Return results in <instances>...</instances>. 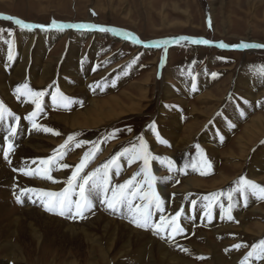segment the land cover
Listing matches in <instances>:
<instances>
[{
  "label": "bare ground",
  "instance_id": "obj_1",
  "mask_svg": "<svg viewBox=\"0 0 264 264\" xmlns=\"http://www.w3.org/2000/svg\"><path fill=\"white\" fill-rule=\"evenodd\" d=\"M41 9L44 10L43 7ZM95 10L99 15L100 8L95 6ZM71 29L75 30L76 28L72 27ZM60 34H63V31L50 27L43 30L38 29L35 32H21L20 38L13 48L8 42H0V102L15 117H22L25 110H29L30 113L36 111L31 97L16 93L17 87L22 84L29 86L35 82L38 87L49 86L50 94L46 99L54 104L52 97L57 93V90L65 96L79 94L91 98L92 93L97 95L102 90L111 91L126 78L127 71H122L126 70L125 66L118 69V71L107 69L115 56L105 59L108 61L96 64L94 59L96 49L81 52L80 40L86 35L85 32L64 34L69 36L66 53L61 55L51 54L48 58L47 46L54 42ZM9 55L12 56L11 60H9ZM251 71L249 69L242 71L236 80V85H234L235 91L239 92L237 94L243 97L241 103L237 102L238 106H233L232 100L226 102V104L222 100L229 87L228 84L224 85L226 82H223V84L209 90L195 103L191 104L192 119L186 125H183L180 121V113L185 112L189 106L188 99L192 94L191 92L194 93L195 91V89L191 90L193 84H189L188 76H184L181 78L182 83L179 86L171 83L163 85L162 102L157 108L159 116L154 121L155 125L147 128V133L150 136L153 135L154 131V133L159 134L160 144L163 146L156 150L153 157L158 159H153L155 163L151 168L153 175L156 177L154 185L157 187L162 201L164 200L166 203H168L167 200L170 201L171 196L168 188L174 184L173 182L177 178L176 175H173L176 171L173 170L176 168V164L172 163L173 173L171 172V176L164 172L162 164L167 162L165 156L177 159L175 161L182 168L180 162L182 158H178L179 155L175 156V152L178 151L180 157H184L193 145L192 143L198 142L205 144L203 147L207 150V153L217 160L220 157L223 161L219 176L209 181L198 180L193 175L188 176L189 169L183 168L186 170L187 178L182 181V185L178 189H175L174 198H176L175 205L177 206H174V211H183L186 214L191 211L190 204L192 202L190 201L193 197L191 192L197 191L199 192L196 196L198 200L192 199L198 202L197 205L199 206L196 209L200 213L204 211V208L210 212L214 210L215 214L216 208L208 209L204 206L205 203H208L204 197L214 193H223L222 187H227L232 179L238 178L247 169L246 174L252 183L260 185V181L264 180L263 112L256 111L257 114L242 127L241 134L236 136L234 143L227 150H219L220 143L216 139V135L221 136L222 140L230 138L233 129L236 126L240 127L243 123V119L240 118H246L252 111H255L256 102L261 101V108H264V74L256 71L254 74ZM207 77V73L200 74L198 83L203 84L202 78ZM166 79L168 80L164 76V81ZM210 81H204V83L211 84ZM150 82L151 75L149 74L131 84L132 89H136L137 94L124 90L117 96H110L105 99L95 97L89 99V107L84 110H80L81 107L78 108V105H76L75 107L78 109L74 108L75 110L70 116L55 115L52 121L61 130H54L49 123L39 124L42 128H49L58 132L59 135H54L53 132H45L42 128L41 130H30L29 134H26V131L24 132L22 128L20 129L26 136H23L19 149L13 155V166L17 169L16 175L10 171L9 165L6 164V161V163L2 161L0 155V264H7L6 260L10 261L12 258L17 264H26L28 263V257L32 254L51 258L52 261L49 264H81L83 253L86 251L88 257H85L86 260H90L89 264H98L95 257L97 253L105 264H110V261H114L115 264H196L191 260H187L186 257L181 258L172 252L168 247V243H164L157 238L159 237L158 234L138 229L129 222V219H120L111 214L98 211L99 213H96L91 220L74 224L47 215L43 211L44 209L37 204L26 203L24 206H19L9 194L14 179L18 180L19 183L21 182L20 190L23 188L28 189V187H34L38 190H42L41 187L53 188V190L62 187L68 174L66 169L60 168L59 165L66 163L65 161L58 165L57 176L53 177V180L56 181L54 183L53 180L43 179V176L39 179L36 178V180L26 179L24 172H27L31 166L29 160L47 154L49 150L56 146V139L61 134L64 136L70 131L98 129L132 112H136V110H142L140 102L146 99ZM199 84L198 86H200ZM198 86L195 85V87ZM14 98L19 100L18 104L15 103ZM221 106L223 108V110L221 108L222 112L214 117V113ZM225 115L230 121L229 127L227 126L229 130L221 127L222 133H219L217 126H214L217 134L213 133L212 123L215 122L219 126H223L224 123L222 122L224 121L222 118H225ZM8 116L10 115L5 114L4 117ZM12 118L14 119V117ZM24 123L23 121L18 126H26ZM161 140L164 143H161ZM153 144L158 146L155 139ZM170 146L171 148H169ZM246 159H248V163H246ZM126 163L125 159L123 164ZM20 169L24 171H19ZM167 169L169 170V168ZM36 194L38 195V193ZM232 194V219H228L227 213L223 210H221V213H226L227 219L219 221L218 217L214 216L206 218V220L213 223V226L210 227L214 228L216 238L219 241L209 239V236L206 235V238H204L207 241L206 251L200 246L192 245L194 255H197V257L202 254L210 255L208 264H230L226 257L230 259L231 264H242L245 260V254L239 251L240 248L236 249L234 245L243 246L247 242L258 241L264 235V206L259 207L258 201L251 193H248L246 198H243L244 204L248 203L245 209L242 207L240 194ZM94 196L95 194H93ZM221 201L224 203V207L227 208L230 203L227 195L220 196L216 204H222ZM125 213L126 218H128L127 211ZM219 213L220 210L216 216ZM182 219L184 221V217ZM237 219L241 220V224L237 223ZM253 220L254 222L250 223ZM189 221H191L190 217L186 223L184 221L185 227L192 224ZM193 229L188 225L189 234L192 233ZM12 241H15V243ZM221 246L226 248L227 252L223 250L224 253H222ZM70 257L74 258L72 263H68ZM263 260L264 258L253 257L248 260L247 264H261ZM39 263H41L39 260L35 262V264Z\"/></svg>",
  "mask_w": 264,
  "mask_h": 264
},
{
  "label": "rangeland",
  "instance_id": "obj_2",
  "mask_svg": "<svg viewBox=\"0 0 264 264\" xmlns=\"http://www.w3.org/2000/svg\"><path fill=\"white\" fill-rule=\"evenodd\" d=\"M260 1L261 0H0V15H9L27 23L45 26L44 28L35 27L30 30L22 29L11 21L0 19V30H2L0 31V42H8L11 48L15 46V43L20 38L21 32H35L38 29L43 30L45 28H53L51 26L53 21L57 22L58 24L65 25L89 24L95 25L96 27L89 28L90 30L83 28H76L74 30L71 29L72 27H66L63 29L55 28L57 30L63 31V34H60L54 42L47 46L48 58L51 56V54L61 55L66 53L68 49L67 46L69 44V36L64 34L67 33L68 35V33L71 34V32H76L79 34L85 32L86 35L80 40L81 52H86L88 50L93 51L96 49L97 51L94 53L96 64L108 61L105 59L115 56L114 60H111V63L107 66L109 71H118V69L124 66L126 67V70H122L127 71L126 78L109 92H107L106 89L102 90V92L99 91L97 95L92 93L91 98H87L85 95L83 96L79 94H75L73 96L67 95V97L71 98L72 100L74 99L77 102L78 108L81 107L80 110H84L85 108L89 107V99H93L95 97L105 99L110 96H117L124 90H129L137 94L136 89H132L131 84L145 78L149 74L151 75V82L148 87V95L146 99H143L140 102L142 110H136V112H132L131 114H128L117 121L110 122L106 126H102L98 129L70 131L64 136L61 134V136L56 139L57 144L53 149L49 150L48 153L43 157L31 159L36 161L35 165L41 166L43 167L42 169H44L45 166L42 165L39 160H45L49 157H52L55 154V150L59 149V146L64 143L69 135L77 134L75 137L76 141L86 142L80 148H75L72 146V144H70L69 148L65 150L67 153L64 156L63 161L68 163L70 167L66 169L68 176L64 185L54 190L53 188L49 189L45 187V189L44 187H41L42 190H51V192H57L58 190L63 191V189L67 186V179L75 170V166L80 162V159L83 157L84 153L89 151L94 144H98L99 151L97 152L95 158L82 172L84 175L106 163L114 155L122 152L124 148H132L133 145L138 147L141 137L146 142L148 151L153 157L156 150L163 146H161L160 140L157 138V134L154 133L155 131L153 130V135L150 136L147 133V128H151L152 125H155L154 121L159 116V114H157V108L162 102L163 85H167V83L179 86L182 83L181 78L188 76L189 84H193V88H191V90L201 89V92L198 90V93H196V91L194 93L191 92L192 94L188 99L189 106L187 110L183 113H180V121L183 125L188 124L189 120L192 119L191 104L195 103L196 100L200 99L209 90L215 89L219 85L223 84V82H226L224 85L228 84L229 87L222 100L225 102V104L226 102L232 100L233 106H238L237 102L241 103L243 98L242 96L238 95L239 92H236L234 89V85H236V80L238 79L239 74L247 69H249V71L252 70L251 72L254 74L255 71L258 73L261 72L260 74H264V48L236 47L242 44L264 45V0L262 2ZM95 6L100 8L99 15H97ZM42 7L44 10L41 9ZM100 28H110L115 29L116 31L102 32L99 30ZM124 33L129 34L127 38L125 37ZM133 37L136 39H133ZM194 39L207 40L209 43H191V40ZM136 40H139V43H137ZM164 41H168L169 43L165 44L163 43ZM157 42H160L159 46H156ZM221 43L228 45V47L221 48L219 46ZM202 73H207L208 77L202 78L203 84L200 85L198 81H200L199 75ZM214 73L216 74L215 76H213ZM164 76L167 77L169 81L167 79L164 81ZM208 79L211 80V84L204 83V81H209ZM198 84L200 86H198ZM195 85L198 87H195ZM29 87L33 91H43L45 93V95L41 98L43 111L38 112L36 117H34V120L38 122V125L49 123L51 124V128L54 130H61V128H59L57 124L52 121L53 117L60 114L70 116L75 109L65 106L59 107L60 109L51 107V103L46 99L50 94L49 86L38 87V85L33 82L29 85ZM14 101L16 104H18L19 100L14 98ZM260 102L261 101L256 102L255 111H252L249 116L246 118H240L243 119V123L240 125V127L236 126V128L233 129V132L230 133V138H226V140H223V143H220L221 141L218 138L219 135H216L217 142L220 143L219 150H227L234 143L236 136L241 134L243 130L242 127L248 123L251 118L257 114V112H263L264 114V108H261ZM221 108L222 106L214 113V117L220 115V112L223 110V108L222 110ZM237 111L240 113L239 110ZM29 114L30 111L25 110L22 117H25ZM224 117L225 118H222L224 121L222 122L224 123L223 126H219L215 122L212 123V129L214 130L213 133L217 134V130H219V133H222L221 127L223 129L229 130L227 126L229 127L230 121L226 115ZM22 122L23 120L16 124V127L19 128V130L22 128L24 132L29 130L28 133H30V130L36 129L31 126V123H24L26 126L19 127L18 124H21ZM214 126H217V130L214 129ZM0 137L2 138L0 140V145H3V142L5 141L6 144H8V141H11L12 139L8 138L7 140L5 135L1 132ZM154 139L156 143H158V146L157 144L156 146L153 144ZM192 144L193 145L191 148H189L184 157H180L178 151L175 152V156L179 155L178 158H182L180 159L182 160L180 161L182 168L181 165H178L177 161H175L177 159L170 157L167 158L165 156L167 162L170 160L173 164H176V168L173 169L176 171L173 175H176L177 178L174 180V184L168 188V191H170L169 194L171 196L169 198L170 201L167 200L168 203H166L163 200V212H156L157 214L153 215L155 216L154 219L156 220V223H159V218L161 216L167 218L171 217L175 214V212H177L173 209L174 206H177L175 205L176 198H174V193L175 189H178L182 185V181L187 178L186 170L183 168L189 169L190 173L188 176L193 175L194 178L204 181H209L210 179L212 180L213 178L218 177L221 172L223 161L220 157L219 160H217L207 153V150H205L203 147L205 144H200L198 142H194ZM197 146H199V149L203 151V157L198 154ZM169 148H171V146ZM165 149H167V147H165ZM3 153L4 151L0 153V155ZM4 159L2 161L4 163L7 162L6 164L9 165L10 171L14 174V169L16 168L13 166V158L5 159L6 162ZM125 159L127 163L123 164ZM248 159H246V163L249 162ZM31 160H29L30 163H28L31 166H34V163H32L33 161ZM205 160L207 163L211 164L210 169L204 163ZM154 163L155 161H153V159L149 160V168L152 175L153 172L151 168H153ZM166 163L163 162L162 168L164 169V172L171 176L173 170L169 171L167 169L168 164L166 165ZM193 163L196 164L195 168L192 167ZM164 164L166 165V168ZM118 165L119 167L114 166L110 172L112 187H115L117 184L124 183L134 174L140 172L141 168L143 167V161L136 160L129 163V157L126 155L121 157V159L118 161ZM57 168L58 166L56 167V171L51 175L52 178L57 176ZM247 170H244L242 172L243 174L241 173L238 178L232 179L227 187H222L223 193L225 195H227L229 192L237 193L235 192V189L237 188L236 182L241 177H244L250 181V178L246 174ZM202 172L205 174L202 175ZM14 175H16V173ZM143 176V173H141L140 176H137L134 183H139L143 179ZM37 178H42V176L39 175ZM20 183L18 180H13L12 186H14H11L9 189V194L12 198L13 188L21 187L22 184ZM260 183L261 186H264V180L260 181ZM25 189L27 188H23L21 191ZM153 189L159 196L158 189L155 185H153ZM153 189H149L148 185L146 184L143 185L141 191L151 192ZM22 192L26 193V191ZM198 193L199 192L197 191L191 192L193 195V200H198L196 199ZM34 196L35 200H41V198H38L37 194H34ZM246 196L240 195L239 197L243 203L242 207L245 209L248 206V203H245L244 206L243 200L246 198ZM92 199L94 203H97L94 204L92 211L86 212L84 214V219L79 217H77V219L61 217L62 220H67L68 222L70 221V223L75 224L91 220L96 213H99L98 211L109 214V212L105 210L104 204L101 202L102 196L95 194ZM192 199L190 201L192 202L190 204L191 208H193V203H198ZM137 201L139 202L138 199ZM101 205L103 206L101 207ZM206 205L207 204L205 203L204 206ZM258 206H264V199H262L261 202L258 201ZM212 208H216L215 214L213 212L214 210H211L210 212L204 208V211L201 212L203 220L206 221V218H209L210 212L211 218L213 216L218 217V220L221 221L222 219L220 220V213L218 216H216L218 211L222 210L219 203L215 204ZM125 211L126 210L123 212ZM181 213L182 217H180L179 223L181 226H184L185 224L182 219L184 212L182 211ZM52 217H56V215ZM124 221L126 222V220ZM238 222L241 224L240 219H237V223ZM253 222L254 220L250 221V223ZM188 225L190 226V224ZM207 226L210 227L211 225ZM209 227L190 226V228H194L191 234H189V231H187L188 235L178 239L175 243L170 241H167L166 243H168L169 249L181 258L186 257L187 260H191L196 264H208L210 261V255L202 254L200 256L204 257V259H199L198 257L200 256L197 257V255H194V247L192 245L198 247L200 246V248H203V250L206 251L207 241L204 240L206 235L209 236V239L219 241V239L216 238L217 236L215 235L216 233L214 228ZM263 238L264 235L258 241L256 240L252 243L247 242V244H244L240 247L239 251L244 253L246 256L247 253L252 250V246L258 245L261 240H264ZM12 242L15 243V241ZM163 242L165 243V241ZM183 249H187V251H183ZM223 250L227 252L226 248L224 247H222V253H224ZM85 256L88 257L87 251L83 253V262L81 264L90 263V260H86L87 258ZM95 257L96 262L98 261V264H105L98 253ZM72 258H69L68 263H72L74 261V258ZM226 259L231 264L230 259L227 257ZM37 260L41 262L39 264H49L52 261L51 258H46L41 255L38 256V254H32L28 257V263L26 264H35ZM6 261L7 264H17L15 261H13V258L10 261ZM263 262L264 260L262 263ZM110 264L115 263L114 261H110Z\"/></svg>",
  "mask_w": 264,
  "mask_h": 264
},
{
  "label": "snow or ice",
  "instance_id": "obj_3",
  "mask_svg": "<svg viewBox=\"0 0 264 264\" xmlns=\"http://www.w3.org/2000/svg\"><path fill=\"white\" fill-rule=\"evenodd\" d=\"M0 19L11 21L15 25H18L22 29H33L35 27L44 28V25H34L31 23H27L23 20L16 19L9 15H0ZM52 27L57 29H63L66 27H75V28H95V25L89 24H76V25H65L58 24L57 22H52ZM102 32H115V29L110 28H100ZM2 31V30H0ZM11 34V33H9ZM125 37L129 35L128 33H124ZM133 39H136L133 37ZM188 39V38H181ZM139 43V40H136ZM160 42H157L156 46H159ZM163 43H169L168 41H164ZM191 43L194 44H208L207 40H191ZM221 48L228 47L221 43L219 45ZM236 47H245V48H264V45L261 44H242ZM12 59V56L9 55V60ZM216 74L214 73L213 76ZM16 93L19 95H25L32 98V102L35 104L36 111H33L29 114L27 119L32 122L33 127L37 130H41L42 126L38 125L34 117H36L38 112H42L43 108L41 105V98L45 95L43 91H33L27 84H22L16 89ZM54 104H59L63 106L70 105L73 101L71 98L65 96L63 93L57 90V93L52 97ZM5 114L12 115L0 102V121L3 120ZM14 119H19L18 117H14ZM45 132H53L54 135H59L58 132H55L49 128H42ZM9 134L11 136L16 135V129L11 128ZM77 134L69 135L63 144L59 146V149L55 150V154L48 159L41 160L40 163L44 165L43 174L44 178L48 180H53L51 176V171L55 166V161L63 159L66 155V149L69 148L70 144L75 148H80L86 142L76 141L75 137ZM114 136V134H113ZM157 138L159 136L157 134ZM7 139V138H6ZM74 142V143H73ZM161 143L164 141L161 140ZM9 149L13 148V145L9 144ZM99 151L98 144H94L93 147L84 153L83 157L80 159V162L75 166V170L72 172L71 176L67 179V186L63 189V191L51 192L45 190H37V189H26L24 191L31 192L33 194L38 193V198H41V203L44 206V209L53 214H58L60 216H65L68 218H76L79 217L81 219L85 218V213L92 211L93 205V194H97L102 196V203L105 206L106 211H110L112 213H122L124 210L127 211L128 219L133 226L148 230L152 229L156 234L161 232H168L169 238L174 239L175 236L179 233H182L184 230L181 227L179 221L181 217V211L175 212L171 217H160L159 223L153 222V213L152 210L155 209L158 212H163V201L160 197L155 193L153 189V185L156 181V177L152 175L151 170L149 168V160L150 159H158L157 157H152L151 153L148 151V146L143 138H140L139 146L133 145L132 148H124L122 152L114 155L110 160L106 163L102 164L100 167L95 170L87 173L84 176H81V173L88 166V164L95 158L97 152ZM198 154L203 157V151L199 149L197 146ZM127 155L129 157V163L134 162L136 160L143 161V167L140 172L134 174L130 179L126 180L124 183L117 184L115 187H112V180L110 176V172L112 168L119 167L118 161L121 157ZM5 159H8V150L4 151ZM10 163V161H9ZM32 163H36L33 161ZM169 171L172 170V162L169 160L168 162ZM204 163L210 169L211 164L207 163L205 160ZM60 168L67 169L70 166L66 163L60 164ZM187 167V165H186ZM192 167H196V164L193 163ZM17 169H14L16 171ZM19 171H24L20 169ZM141 173L144 174L143 179L139 183H134L136 181V177L140 176ZM25 175H28V172H24ZM202 175L205 173H201ZM55 183L56 181L53 180ZM237 188L235 192L240 195H247L251 193L252 195L257 196L259 199H264V186L256 185L251 181H248L246 178L241 177L237 182ZM147 184L149 189H153V191L142 192L141 189L143 185ZM225 195L224 193H214L209 196L204 197L206 201H208L206 207L211 209L216 202L218 201L220 196ZM137 199L139 202H136ZM227 199L229 200V204L227 208L224 207L223 204H220V207L223 211H225L228 215V219H232L231 210L232 204L231 201L233 199L232 192L227 194ZM19 201V198H18ZM146 201V202H145ZM209 218L210 212H209ZM236 249H239L241 245H234ZM183 251H187V249H183ZM253 257L264 258V240H261L258 245L252 246V250L247 253L245 256L244 262L242 264H247L248 260ZM199 259H204V257H198Z\"/></svg>",
  "mask_w": 264,
  "mask_h": 264
},
{
  "label": "crops",
  "instance_id": "obj_4",
  "mask_svg": "<svg viewBox=\"0 0 264 264\" xmlns=\"http://www.w3.org/2000/svg\"><path fill=\"white\" fill-rule=\"evenodd\" d=\"M178 78H179V77H178ZM196 80H197V79H196ZM192 81H193V80H192ZM199 90H200V92H201V89H199ZM195 91H198V90H197V89H195ZM195 91H194V92H195ZM193 98H194V97H193Z\"/></svg>",
  "mask_w": 264,
  "mask_h": 264
}]
</instances>
